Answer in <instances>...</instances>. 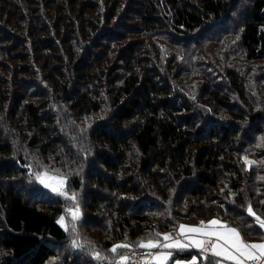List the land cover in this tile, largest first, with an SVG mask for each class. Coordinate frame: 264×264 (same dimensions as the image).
<instances>
[{
  "label": "trees",
  "instance_id": "trees-1",
  "mask_svg": "<svg viewBox=\"0 0 264 264\" xmlns=\"http://www.w3.org/2000/svg\"><path fill=\"white\" fill-rule=\"evenodd\" d=\"M51 165L85 214L73 237L29 181ZM261 177L264 0H0V264H102L199 220L260 242Z\"/></svg>",
  "mask_w": 264,
  "mask_h": 264
},
{
  "label": "snow or ice",
  "instance_id": "snow-or-ice-1",
  "mask_svg": "<svg viewBox=\"0 0 264 264\" xmlns=\"http://www.w3.org/2000/svg\"><path fill=\"white\" fill-rule=\"evenodd\" d=\"M256 161H249L245 158V164L248 168L256 165ZM39 183L44 187H51L53 192L64 196L66 199L76 200V194L68 197L62 190L65 180L57 175H49L47 172L34 174ZM264 179V177H261ZM264 203V202H262ZM247 216L252 217L260 229L264 230V218L256 213L251 204L246 207ZM79 207L71 212V220L79 219ZM65 217L61 216L58 223L68 231L64 223ZM72 231H76L75 223H72ZM264 239V233H262ZM74 247L81 245L73 240ZM136 248L144 249L146 259L136 262V264H182L180 260L173 261L174 251H184L195 249L200 253V258L193 256L187 264H264V242H247L239 229L233 228L218 219H212L207 222L201 221L198 226L179 225L177 232L173 233H154L147 240H140L135 245ZM126 249L129 252L133 250V245L128 243H117L109 250L113 255L111 260L102 256L99 251L92 249L94 259L98 262L107 261L108 264H130L131 257L118 253V250ZM158 250V251H154Z\"/></svg>",
  "mask_w": 264,
  "mask_h": 264
},
{
  "label": "rangeland",
  "instance_id": "rangeland-1",
  "mask_svg": "<svg viewBox=\"0 0 264 264\" xmlns=\"http://www.w3.org/2000/svg\"><path fill=\"white\" fill-rule=\"evenodd\" d=\"M47 16L48 18V15H45ZM136 20H134V22H132L134 25L136 24L135 22ZM210 38H212L213 40H215V38H213V36H210ZM159 42H162V41H159ZM166 44V43H165ZM227 45V46H235L236 44L234 43H224L223 41H220V42H210L209 44H205V47L206 49L203 50L200 49L197 51V54H196V63H197V60L199 62H203L204 64H201L203 67H207V62H209L211 59L213 61L214 58H212L210 56L211 52L213 50H219L221 48H218L220 45ZM173 46V45H172ZM176 47V46H174ZM177 48V47H176ZM173 52H176L180 55L181 58H183L182 62H185L187 61L189 58H190V55L192 53L188 52V51H185V52H179L178 49L177 50H172ZM219 56H221V54H219ZM192 67V71L198 69L199 67L197 66L196 67V64L195 63H192L190 65ZM211 67H215L213 64L210 65ZM263 72V69L260 68L259 71H258V74H261ZM247 158L249 161H255L253 158L251 157H245ZM46 167V166H45ZM51 167V168H50ZM56 168L54 166H49V167H46L44 168V170H40V169H34L33 171H31V177L32 179H30V184L33 186V188L35 190H39V191H36L38 192L37 194H39L41 197H45L47 198L48 196H51V194H55V195H58L57 192H53L52 191V188L51 187H44L43 184L39 183V181L35 178V175L34 174H42L44 172H47L49 175H57L61 178H63L65 180V183L64 185L62 186V190L67 194L68 197H71L72 194H76V200L73 201L71 199H66L64 196L63 198L65 199L66 201V204H67V207H66V214H65V225L67 226V228H69V231H70V237H73L74 235H76L77 233H74V232H71V228H72V223H75V225H77L78 221L81 219V218H84L85 214H83V210H82V206L79 202V195L73 191H71V189H69L67 187L68 185V179L66 177H64L61 173H59L57 170H55ZM78 205L79 207V219L76 220V221H72L71 220V212L75 210V206ZM182 225H187V226H190L191 224H182ZM65 228V227H64ZM82 228V227H81ZM76 241V240H75ZM264 242V241H263ZM77 243H78V240H77ZM79 244V243H78ZM80 245V244H79ZM59 259H61V257H52L48 263L46 264H58V261ZM182 262V264H187V262L189 261H183V260H180Z\"/></svg>",
  "mask_w": 264,
  "mask_h": 264
},
{
  "label": "built area",
  "instance_id": "built-area-1",
  "mask_svg": "<svg viewBox=\"0 0 264 264\" xmlns=\"http://www.w3.org/2000/svg\"><path fill=\"white\" fill-rule=\"evenodd\" d=\"M144 252H145L144 249H140L129 254L128 256L131 257L130 264H136V262L146 259ZM256 264H260V262H256Z\"/></svg>",
  "mask_w": 264,
  "mask_h": 264
},
{
  "label": "crops",
  "instance_id": "crops-1",
  "mask_svg": "<svg viewBox=\"0 0 264 264\" xmlns=\"http://www.w3.org/2000/svg\"><path fill=\"white\" fill-rule=\"evenodd\" d=\"M201 221H204V220H199L198 222H196V223H193V224H191L190 226H198L199 224H200V222ZM205 222H207V221H205ZM264 240H262V241H260V242H263ZM260 242H253V243H260ZM250 243V242H249ZM189 251H193V250H195V249H188ZM154 251H158V250H154ZM175 252L176 251H174V253H173V261L174 260H183V261H188V259H180V258H175ZM197 256H200V254L199 255H195V257H197ZM198 259L200 258V257H197ZM169 264H172V261H169Z\"/></svg>",
  "mask_w": 264,
  "mask_h": 264
}]
</instances>
